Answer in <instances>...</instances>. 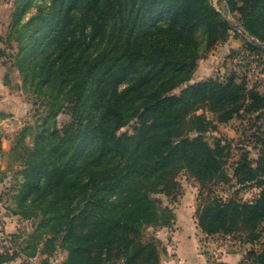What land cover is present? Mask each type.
Returning a JSON list of instances; mask_svg holds the SVG:
<instances>
[{
  "label": "trees",
  "instance_id": "1",
  "mask_svg": "<svg viewBox=\"0 0 264 264\" xmlns=\"http://www.w3.org/2000/svg\"><path fill=\"white\" fill-rule=\"evenodd\" d=\"M14 4L10 37L18 34L15 64L22 87L48 106L13 147L24 151L14 213L34 220L21 252L32 258L40 248L60 246L65 264H159L160 241L145 239L143 231L169 224L173 210L156 194L172 195L181 171L201 186L229 179V145L207 142L204 134L215 126L197 111L206 107L227 123L264 109V94L234 75L172 94L192 78L197 60L227 38L229 20L210 0ZM226 4L260 43L246 41V48L264 52V0ZM65 110L71 119L58 128L55 117ZM130 124L132 133L120 132ZM32 129L29 148L23 136ZM255 139L264 153V130ZM256 163L245 152L233 166L240 184L259 188L253 201L201 198L196 218L203 233L231 236L247 227L246 241L260 237L264 156ZM247 254L264 264V248ZM17 256L0 254V264Z\"/></svg>",
  "mask_w": 264,
  "mask_h": 264
},
{
  "label": "rangeland",
  "instance_id": "2",
  "mask_svg": "<svg viewBox=\"0 0 264 264\" xmlns=\"http://www.w3.org/2000/svg\"><path fill=\"white\" fill-rule=\"evenodd\" d=\"M15 0H0V82L3 84L5 93H0L1 98L9 94L11 97L4 98L3 108H0V207L3 214L7 216V225L9 226L6 233H1L0 246H4L5 240L10 242L18 251V256L13 260L21 257V247L29 238L34 223L33 219H24L14 210H18V204L14 195L17 193L20 182L19 170L22 167L20 156L24 153L23 148L13 147L18 144L20 134L25 126H34L35 122L47 115L48 106L42 99L36 95L26 92L22 87V77L15 64V54L18 51L17 33L11 36L10 23L14 10ZM215 8L220 10L229 20L232 29L228 30V36L224 41L217 42L210 51L204 53L196 62V69L192 78L172 91V94H179L185 87L196 82L209 78L226 81L228 77L233 76L236 81H244L247 89L255 88L259 93L264 94V52L258 50H249L245 42H253L254 38L243 35V30L237 20V15L229 12L226 0H212ZM35 13L33 9L28 16ZM26 19V20H27ZM235 25L239 26L238 30ZM238 32L239 35H235ZM3 94V95H2ZM11 98V99H9ZM197 114H203L207 119L213 122V126L204 134L205 139L211 145L216 140H221L223 144L229 145V155L224 166L225 172L229 179L227 182L215 181L208 185L201 186L200 183L186 171H181L176 176L178 183L177 188L167 196L165 194H156L161 199L163 205L181 207L180 199L194 197L196 209L201 198L219 197L222 200L234 199L238 201H253L259 194V188L254 184L244 186L238 179L233 176V166L239 160L242 153L247 152L249 159L256 166L259 158L264 156L260 150V144L256 139L264 130V109L258 113L250 115L241 113L235 116L227 123H219L217 114L211 112L206 107L197 111ZM71 119L70 111L65 110L55 117V124L62 128ZM120 132L132 133V124L124 127ZM194 135L193 132L189 133ZM34 130H30L23 136V144L29 148L33 146ZM4 137V140H1ZM4 143L9 147L5 153L1 148ZM13 150V151H12ZM177 204V205H176ZM173 210V208H172ZM174 219V213L169 224ZM161 226H150L143 231L144 238L155 237V231ZM0 228V232L1 229ZM258 232L260 237L254 241L250 240L251 231L247 227H242L231 235L232 240H239L248 244V248L259 251L264 248V221L261 222ZM221 234V233H219ZM226 235V234H222ZM157 239V238H156ZM158 240V239H157ZM59 241V240H58ZM204 239L201 240V250L207 248L204 245ZM228 241L222 245L227 244ZM250 249V250H251ZM14 253L8 252L11 256ZM67 253L60 247L50 252L47 249L40 248L37 255L32 257L35 263L32 264H65ZM8 260L5 263H9ZM17 264H27L25 259H18ZM29 262V261H28ZM29 264H31L29 262Z\"/></svg>",
  "mask_w": 264,
  "mask_h": 264
},
{
  "label": "crops",
  "instance_id": "3",
  "mask_svg": "<svg viewBox=\"0 0 264 264\" xmlns=\"http://www.w3.org/2000/svg\"><path fill=\"white\" fill-rule=\"evenodd\" d=\"M3 84L0 82V93H5ZM3 95V94H2ZM11 97L7 94L6 97ZM0 94V108H3V99ZM11 99V98H9ZM1 121V120H0ZM4 140V137L1 139ZM3 152H7L9 147L1 144ZM1 200V197H0ZM181 207L173 208L174 219L170 225L161 226L155 231V237L160 241V261L159 264H206L205 255L201 250V240L205 241V233L198 226L196 218V204L194 197L183 196L179 203ZM10 226V225H9ZM7 216L3 214L0 207V228L7 229ZM2 229V228H1ZM1 233H6V230ZM204 244V243H203ZM248 244L239 240H231L221 248V259L229 264H243L245 257L248 256ZM205 250V249H204ZM18 259H25L26 263H35L33 258H29L21 253V257L2 264H17ZM29 261V262H28Z\"/></svg>",
  "mask_w": 264,
  "mask_h": 264
},
{
  "label": "built area",
  "instance_id": "4",
  "mask_svg": "<svg viewBox=\"0 0 264 264\" xmlns=\"http://www.w3.org/2000/svg\"><path fill=\"white\" fill-rule=\"evenodd\" d=\"M205 238L204 245L208 246L204 251L206 264H229L221 259L220 252L224 242H231V236L222 234H206ZM8 252L14 253L18 251L12 246L10 242L5 240L4 246H0V254H7ZM242 263L254 264L253 259L248 257H245Z\"/></svg>",
  "mask_w": 264,
  "mask_h": 264
},
{
  "label": "water",
  "instance_id": "5",
  "mask_svg": "<svg viewBox=\"0 0 264 264\" xmlns=\"http://www.w3.org/2000/svg\"><path fill=\"white\" fill-rule=\"evenodd\" d=\"M210 2H211V4H212V0H210ZM212 5H213V4H212ZM213 7H214V6H213ZM214 8H215V7H214ZM215 10L220 14V16L225 17V15H224L220 10H218L217 8H215ZM235 28H237L238 30H240V29H239V26H237V25H235ZM240 31H241V33H242L243 35H248L247 32H246L245 30H240ZM253 43L256 44V45H260V43H259L257 40H255V39H254Z\"/></svg>",
  "mask_w": 264,
  "mask_h": 264
}]
</instances>
